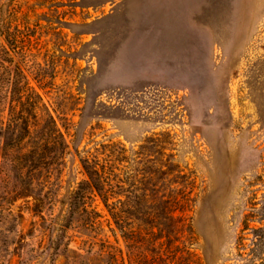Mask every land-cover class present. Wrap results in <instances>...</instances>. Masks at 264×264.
Instances as JSON below:
<instances>
[{
    "label": "rangeland",
    "instance_id": "1",
    "mask_svg": "<svg viewBox=\"0 0 264 264\" xmlns=\"http://www.w3.org/2000/svg\"><path fill=\"white\" fill-rule=\"evenodd\" d=\"M24 81L69 147L39 202L0 160V264H264V0H0V121ZM111 141L123 235L98 199L64 225Z\"/></svg>",
    "mask_w": 264,
    "mask_h": 264
},
{
    "label": "trees",
    "instance_id": "2",
    "mask_svg": "<svg viewBox=\"0 0 264 264\" xmlns=\"http://www.w3.org/2000/svg\"><path fill=\"white\" fill-rule=\"evenodd\" d=\"M5 39L6 42L10 40L7 35ZM6 95L10 98L7 102L5 121H0V160L3 166L6 164L10 168L9 174H6L7 179L10 178V173L19 178L22 162L29 176L24 184V194L18 192L16 184L11 186L12 190L8 188L6 194L10 195L9 202L29 195L39 199V202L47 193L46 190V193L42 194L54 177V168L63 165L69 145L42 94L28 81L8 84ZM74 149L80 153L76 145ZM123 150L120 141H111L84 149V154L79 155L85 177L77 182L68 194L66 213L62 219L64 225L79 211L91 214L90 218L100 216L96 206L87 208V198L93 201L98 199L113 229L123 235ZM175 202H180V199Z\"/></svg>",
    "mask_w": 264,
    "mask_h": 264
}]
</instances>
